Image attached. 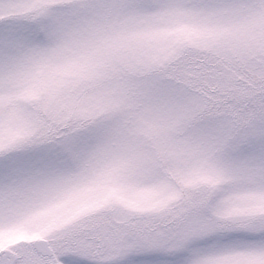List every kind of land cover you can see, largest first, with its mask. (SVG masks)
I'll return each mask as SVG.
<instances>
[{
	"label": "snow or ice",
	"instance_id": "snow-or-ice-1",
	"mask_svg": "<svg viewBox=\"0 0 264 264\" xmlns=\"http://www.w3.org/2000/svg\"><path fill=\"white\" fill-rule=\"evenodd\" d=\"M0 264H264V0H0Z\"/></svg>",
	"mask_w": 264,
	"mask_h": 264
}]
</instances>
